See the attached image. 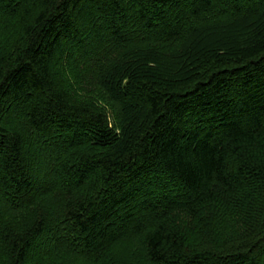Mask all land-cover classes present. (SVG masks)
<instances>
[{"label": "trees", "instance_id": "obj_1", "mask_svg": "<svg viewBox=\"0 0 264 264\" xmlns=\"http://www.w3.org/2000/svg\"><path fill=\"white\" fill-rule=\"evenodd\" d=\"M0 27V264H264V0H0Z\"/></svg>", "mask_w": 264, "mask_h": 264}, {"label": "rangeland", "instance_id": "obj_2", "mask_svg": "<svg viewBox=\"0 0 264 264\" xmlns=\"http://www.w3.org/2000/svg\"><path fill=\"white\" fill-rule=\"evenodd\" d=\"M122 251H127V249L126 248L122 249ZM122 251L120 253L121 254L120 256L116 255L117 256V258H116L117 264H126V262H127L128 256H125L126 253H123Z\"/></svg>", "mask_w": 264, "mask_h": 264}]
</instances>
